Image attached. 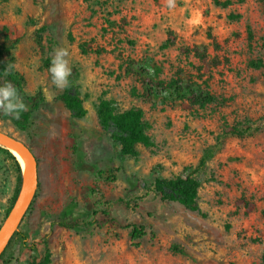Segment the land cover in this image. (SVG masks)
<instances>
[{
    "label": "rangeland",
    "instance_id": "374dc122",
    "mask_svg": "<svg viewBox=\"0 0 264 264\" xmlns=\"http://www.w3.org/2000/svg\"><path fill=\"white\" fill-rule=\"evenodd\" d=\"M219 1L229 4L0 3V85L11 73L21 79L19 95L31 113L22 130L0 112V130L24 142L38 161L33 203L17 230L29 232L28 243L45 241L50 264H264V0ZM170 34L175 42L166 46ZM57 47L69 50L70 67L79 73L83 118L72 116L50 82L48 59ZM194 47L205 58L185 52ZM259 58L263 66L255 67ZM176 80L179 89L171 84ZM150 82L164 88L150 92ZM191 90L210 92L216 101L195 104ZM101 98L118 112L143 109L151 144H139L138 156L122 155L102 127ZM232 125L249 131L226 133ZM203 157L195 174L199 209L161 200L155 178L183 176ZM17 176L0 143V230ZM60 219L79 225L67 229ZM131 224L146 232L138 245ZM29 256L14 243L5 254L9 262L0 264H27Z\"/></svg>",
    "mask_w": 264,
    "mask_h": 264
},
{
    "label": "trees",
    "instance_id": "16d2710c",
    "mask_svg": "<svg viewBox=\"0 0 264 264\" xmlns=\"http://www.w3.org/2000/svg\"><path fill=\"white\" fill-rule=\"evenodd\" d=\"M1 2L2 0H0V3ZM215 2L223 5L229 4V1L221 2L219 0H215ZM174 42L175 37L173 34H170L165 45L168 46L173 44ZM80 48L83 52H89L91 47H88L87 44H82ZM190 51L198 53L197 47H194L193 49L185 48V52ZM198 54L201 55L202 58H205L204 53ZM48 63H51V59H48ZM252 64L255 67H262L263 60L259 58L257 61H253ZM78 76V71L75 68H72V74L69 77V87L64 90L58 96V98L65 104L73 117L83 118L87 114V109L84 105V100L81 97V93L79 90V85L77 82ZM9 79L10 82L17 88L18 93H20L21 79L15 78V74L13 73L9 75ZM171 84L176 86V88L178 89L181 88L180 82L178 80L172 82ZM149 85L152 87V89L151 87L149 89L150 92L157 87L164 88V84H162V82H150ZM190 100L195 104L205 106L208 103L215 102L216 97L210 92L196 93L194 90H191ZM30 114L31 113L28 111L22 113L20 119H14L12 117L9 118H11L20 129L25 130L28 127ZM97 116L102 127L105 130L110 131L112 139L116 143L120 144V152L122 155L138 156L139 144H151L150 136L146 131L144 111L142 108L130 107L124 111L118 112L116 111L113 102L110 99L101 98L97 105ZM247 131H249V127L240 129L236 125L227 127L225 130L226 133L238 135H243ZM4 148L6 152L11 156V158L15 161L18 174V184L9 206V209H11L17 199L22 186V169L16 157L5 146ZM206 160V157L201 158L199 164L192 171L183 176L178 175L172 178L156 177L153 185V190L160 196L161 200L179 202L190 210H198V193L201 182L195 174L198 170L204 168ZM86 169L93 173L97 178H101L104 175V171L96 167V165L87 164ZM109 178L114 177L110 176L108 177V179ZM32 203L33 201H31L29 205L31 206ZM103 212L108 214L107 216L108 218H110V214L107 213V211ZM58 225L67 229H75L77 228L79 223L73 219H60L58 221ZM130 226L132 227V242L134 245H138V240L146 234L144 227L137 224H131ZM29 238V232L26 233L20 230L15 231V233L9 240L5 250L0 254V261L8 263L9 261L5 259L6 252L11 245H13L14 243H19L20 247L30 255L28 260L26 261L27 264H50L51 252L45 241L43 242L42 240H39L28 243Z\"/></svg>",
    "mask_w": 264,
    "mask_h": 264
},
{
    "label": "clouds",
    "instance_id": "9594fccd",
    "mask_svg": "<svg viewBox=\"0 0 264 264\" xmlns=\"http://www.w3.org/2000/svg\"><path fill=\"white\" fill-rule=\"evenodd\" d=\"M165 4L168 8L176 6L175 0H165ZM69 56L67 48H55L48 68L51 84L61 92L69 87V77L72 74ZM28 108L29 106L10 81L0 85V112L5 116L20 119L21 114L28 111Z\"/></svg>",
    "mask_w": 264,
    "mask_h": 264
},
{
    "label": "water",
    "instance_id": "95a60500",
    "mask_svg": "<svg viewBox=\"0 0 264 264\" xmlns=\"http://www.w3.org/2000/svg\"><path fill=\"white\" fill-rule=\"evenodd\" d=\"M0 138L5 139V140L13 143L18 148V150H20L21 152H26L27 155H25V158L33 170L32 180L29 183H25V179L23 180V183H22L21 189L19 191V194L17 196V199H16L14 205L12 206V208L8 214V217L6 218V220H9L10 225H9V229L6 233V236L0 240V254H1L5 250L9 240L11 239V237L13 236L15 231L17 230L18 225L20 224V221L23 217L24 213L21 216L16 217L18 207L23 202V199L27 194L33 195L36 191L37 184H38V161H37L36 156L32 152V150L24 142H22L21 140H19L18 138H16L12 134L0 130ZM23 176H24V173H23Z\"/></svg>",
    "mask_w": 264,
    "mask_h": 264
},
{
    "label": "bare ground",
    "instance_id": "6f19581e",
    "mask_svg": "<svg viewBox=\"0 0 264 264\" xmlns=\"http://www.w3.org/2000/svg\"><path fill=\"white\" fill-rule=\"evenodd\" d=\"M0 143L4 145L17 158L18 162L20 163L22 167L23 173H24L25 183H29L32 180L33 170L25 158V155H27V153L21 152L20 150H18V148L13 143L5 139L0 138ZM31 199H32V194H27L24 197L23 202L18 207L16 217L21 216L25 212ZM9 225H10V222L8 220L5 226L0 230V240L6 236V233L9 229Z\"/></svg>",
    "mask_w": 264,
    "mask_h": 264
}]
</instances>
